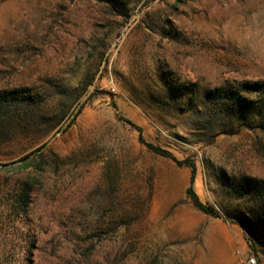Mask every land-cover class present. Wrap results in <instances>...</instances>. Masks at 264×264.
<instances>
[{"label":"rangeland","instance_id":"obj_1","mask_svg":"<svg viewBox=\"0 0 264 264\" xmlns=\"http://www.w3.org/2000/svg\"><path fill=\"white\" fill-rule=\"evenodd\" d=\"M253 82L264 0H0V264H264Z\"/></svg>","mask_w":264,"mask_h":264},{"label":"trees","instance_id":"obj_2","mask_svg":"<svg viewBox=\"0 0 264 264\" xmlns=\"http://www.w3.org/2000/svg\"><path fill=\"white\" fill-rule=\"evenodd\" d=\"M239 93L236 97L235 104L237 107H244L247 105L245 97L241 95V93H247V94H256V93H263L264 94V82H253V83H240L239 84ZM125 124L129 125L132 129H134L138 133V139L139 142L151 153L156 154L158 156L168 158L171 161H173L176 165L178 166H187L190 168L191 171V176H190V182H189V187L186 190L187 196L191 199L193 205L201 212L204 214H207L212 217H220L219 213L212 207L203 204L199 198L197 197L196 193L194 192L193 189V181H194V176H195V166L193 163L189 161H179L175 157H173L170 153H168L166 150L155 146L149 142H147L144 137L142 130L139 126L135 125L132 121L128 119H121ZM37 151V150H36ZM27 156H24L22 160H26ZM247 218V217H246ZM225 220H228L226 217L224 218ZM230 220H235L237 222H241L240 219L232 217ZM233 221V222H235ZM245 222V221H244ZM248 223V222H246ZM245 223V224H246ZM251 245V244H250Z\"/></svg>","mask_w":264,"mask_h":264},{"label":"built area","instance_id":"obj_3","mask_svg":"<svg viewBox=\"0 0 264 264\" xmlns=\"http://www.w3.org/2000/svg\"><path fill=\"white\" fill-rule=\"evenodd\" d=\"M245 264H255V260L253 257H249L246 259V263Z\"/></svg>","mask_w":264,"mask_h":264}]
</instances>
